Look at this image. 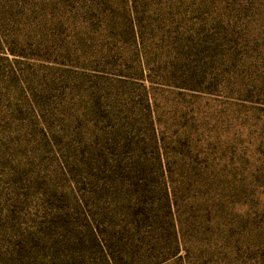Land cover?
Masks as SVG:
<instances>
[{
  "label": "rangeland",
  "instance_id": "374dc122",
  "mask_svg": "<svg viewBox=\"0 0 264 264\" xmlns=\"http://www.w3.org/2000/svg\"><path fill=\"white\" fill-rule=\"evenodd\" d=\"M0 264H264V0H0Z\"/></svg>",
  "mask_w": 264,
  "mask_h": 264
}]
</instances>
